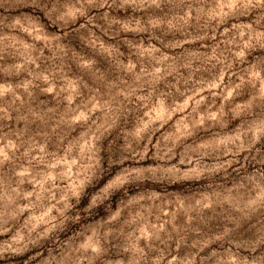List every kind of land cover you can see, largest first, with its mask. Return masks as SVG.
I'll use <instances>...</instances> for the list:
<instances>
[{
    "label": "rangeland",
    "instance_id": "rangeland-1",
    "mask_svg": "<svg viewBox=\"0 0 264 264\" xmlns=\"http://www.w3.org/2000/svg\"><path fill=\"white\" fill-rule=\"evenodd\" d=\"M0 264H264V0H0Z\"/></svg>",
    "mask_w": 264,
    "mask_h": 264
}]
</instances>
